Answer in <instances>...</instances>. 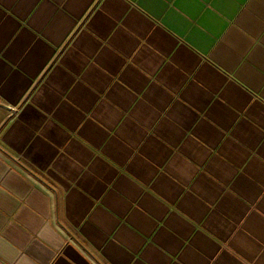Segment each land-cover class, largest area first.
I'll use <instances>...</instances> for the list:
<instances>
[{
  "label": "crops",
  "instance_id": "1",
  "mask_svg": "<svg viewBox=\"0 0 264 264\" xmlns=\"http://www.w3.org/2000/svg\"><path fill=\"white\" fill-rule=\"evenodd\" d=\"M0 103V264H264V0H0Z\"/></svg>",
  "mask_w": 264,
  "mask_h": 264
},
{
  "label": "water",
  "instance_id": "2",
  "mask_svg": "<svg viewBox=\"0 0 264 264\" xmlns=\"http://www.w3.org/2000/svg\"><path fill=\"white\" fill-rule=\"evenodd\" d=\"M0 105L3 106V107H5L7 110L10 111V114H9L8 116H6V117L2 120V122L0 123V129H1V127L5 124V122H6V121L10 118V116L15 112V108H12V107H10V106H6V105L1 104V103H0Z\"/></svg>",
  "mask_w": 264,
  "mask_h": 264
}]
</instances>
